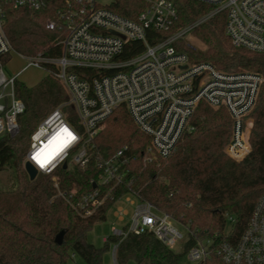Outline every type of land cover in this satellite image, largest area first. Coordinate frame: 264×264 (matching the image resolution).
<instances>
[{
    "label": "built area",
    "instance_id": "2783aa9c",
    "mask_svg": "<svg viewBox=\"0 0 264 264\" xmlns=\"http://www.w3.org/2000/svg\"><path fill=\"white\" fill-rule=\"evenodd\" d=\"M142 1L135 18L112 7L118 0H66L55 17L46 19V28L59 32L62 54L57 58L21 56L38 67L55 63L56 76L68 100L38 124L24 166L30 162L38 173L49 175L58 194L85 217L96 213L108 200L114 204L127 193L136 196L137 201L128 198L135 204L128 219L126 210L117 213L123 224L112 233L120 238L112 246L116 264L118 245L131 233L152 232L174 249L184 237L176 222L187 229L185 244L191 237L195 241L187 252L195 264H210L214 256L223 264H264V193L239 237L229 239L234 221L229 215L227 227L217 234L218 243L213 248V239L199 238L188 224L130 187L127 145L110 156L94 149L108 117L124 106L136 126L150 138L149 158L167 159L183 137L195 130L193 117L204 102L227 110L233 131L226 153L235 161L244 160L252 151L248 116L256 105L264 74L223 72L210 62L194 60L190 48H195L189 38L199 25L224 12L225 31L233 45L264 53V0H195L209 9L195 21L177 27L178 10L173 0ZM47 5L48 0H0V136L13 137L19 132V116L26 109L15 91L17 76L8 77L4 69V57L15 52L5 30L6 8L40 10ZM66 106L75 111V117L64 111ZM92 162L100 170L97 180H92L93 190L78 196L76 188L61 190L62 169L87 167ZM104 186L109 188L103 190ZM119 186L129 190L114 199L113 190ZM71 264H81L75 253Z\"/></svg>",
    "mask_w": 264,
    "mask_h": 264
},
{
    "label": "trees",
    "instance_id": "16d2710c",
    "mask_svg": "<svg viewBox=\"0 0 264 264\" xmlns=\"http://www.w3.org/2000/svg\"><path fill=\"white\" fill-rule=\"evenodd\" d=\"M173 1L178 10L175 27L195 21L209 9L195 0ZM65 3L66 0H48L47 7L40 10L7 7L5 30L15 52L25 57L38 54L59 57L62 54L59 32L48 30L45 22L48 17H55ZM142 3V0H118L112 7L135 18ZM225 24L223 12L199 25L195 32L208 48L190 52L191 57L210 62L223 72L263 74L264 53L234 46ZM10 60L11 55L4 57L5 63ZM42 67L47 75L34 86L15 78L16 94L26 109L19 116L18 134L0 136V264H71L73 253L86 264H104V252L120 238L111 234L100 247L87 239V233L106 219L113 200H108L93 215L82 216L58 194L49 175L38 173L31 179L24 167L32 133L51 111L68 100V93L56 76V64L47 62ZM251 113L252 151L242 161L233 160L225 151L233 131L231 116L226 109H215L204 102L193 117L195 130L183 137L166 160L149 158L150 138L136 126L124 106L108 117L94 149L110 156L127 145L130 187L188 224L199 238L213 239L215 248L217 234L227 227V216L234 217L229 236L234 241L244 231L264 193V84ZM99 171L95 162L87 167L64 168L60 172V188L64 191L76 188L77 196L91 191L92 180H97ZM128 190L127 186L117 187L113 190L114 199ZM61 230L64 242L59 244L56 236ZM194 242L191 237L184 251L176 252L152 232L131 233L120 241L116 258L119 264H180ZM210 264L223 263L214 256Z\"/></svg>",
    "mask_w": 264,
    "mask_h": 264
},
{
    "label": "rangeland",
    "instance_id": "374dc122",
    "mask_svg": "<svg viewBox=\"0 0 264 264\" xmlns=\"http://www.w3.org/2000/svg\"><path fill=\"white\" fill-rule=\"evenodd\" d=\"M102 2H106L108 0H100ZM189 43L195 48L191 49V52H199V51H205L208 46L207 44L198 37L197 33L194 31L191 37L189 38ZM187 46V45H185ZM188 47V46H187ZM204 61V60H202ZM6 75L8 77L17 76V78L26 83L28 86H34L38 84L42 78H44L47 75V71L45 68L41 66H35V65H29V60L22 57L20 54L14 52L11 54V60L6 62L4 66ZM264 74V73H263ZM214 108V107H212ZM217 109V108H215ZM64 111L71 114V116H76L75 111H73L72 108L65 109ZM248 121L251 122L249 124V142L251 143L250 134L251 129L253 126V118L252 113L248 116ZM106 127V122L101 130ZM18 134V133H17ZM182 142V141H181ZM181 142L179 144H181ZM179 147V146H178ZM227 147V146H226ZM226 151V148H225ZM227 154V153H226ZM166 160V159H164ZM25 167V166H24ZM5 174V173H4ZM128 198L137 201V198L132 193H127L124 197L119 199L117 202H115L112 207L107 212V217L103 221L97 222L93 228L87 233V239L93 243L96 246H103L105 244L106 238L113 233L114 228H120L123 223H121L118 219L117 213L120 209L126 210L128 214L126 215V219L130 217V215L133 212L135 204H131L128 201ZM176 226L183 232L184 237L178 241V243L174 246V250L176 252H183L184 251V244L185 241L188 239V232L185 227H183L180 223L176 222ZM113 245H111V248L106 250L103 254V262L104 264H116L114 257H113ZM81 264H86L83 260L78 259ZM180 264H195L192 262L188 254L185 255V257L182 259Z\"/></svg>",
    "mask_w": 264,
    "mask_h": 264
},
{
    "label": "water",
    "instance_id": "95a60500",
    "mask_svg": "<svg viewBox=\"0 0 264 264\" xmlns=\"http://www.w3.org/2000/svg\"><path fill=\"white\" fill-rule=\"evenodd\" d=\"M25 170L27 171L31 179H34L38 175L37 169L30 162H26ZM94 187H95V184H94ZM63 237H64V230H61L56 236V242L59 244H62L64 242Z\"/></svg>",
    "mask_w": 264,
    "mask_h": 264
},
{
    "label": "snow or ice",
    "instance_id": "6c2138e0",
    "mask_svg": "<svg viewBox=\"0 0 264 264\" xmlns=\"http://www.w3.org/2000/svg\"><path fill=\"white\" fill-rule=\"evenodd\" d=\"M62 131H67V129H62ZM69 135H71V133H69ZM33 159H35V157H33Z\"/></svg>",
    "mask_w": 264,
    "mask_h": 264
},
{
    "label": "crops",
    "instance_id": "0c3cea01",
    "mask_svg": "<svg viewBox=\"0 0 264 264\" xmlns=\"http://www.w3.org/2000/svg\"><path fill=\"white\" fill-rule=\"evenodd\" d=\"M23 57V56H22ZM25 58V57H24Z\"/></svg>",
    "mask_w": 264,
    "mask_h": 264
}]
</instances>
